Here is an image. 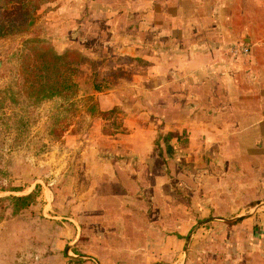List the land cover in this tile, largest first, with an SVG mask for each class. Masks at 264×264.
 Returning a JSON list of instances; mask_svg holds the SVG:
<instances>
[{"label": "rangeland", "instance_id": "rangeland-1", "mask_svg": "<svg viewBox=\"0 0 264 264\" xmlns=\"http://www.w3.org/2000/svg\"><path fill=\"white\" fill-rule=\"evenodd\" d=\"M98 7V0H50L36 13L31 34L0 40V91L12 83L22 87V50L33 46L36 52L47 48L60 55L70 51L82 55L75 78L79 94L72 102H38L24 90L19 91L18 104L7 99L3 105L0 99V198L37 195L34 205L17 215L10 202L0 205V216L4 214L0 264H182L186 256L189 264H227L231 231L227 222H211L215 216L227 217V209H219L217 204L213 208L212 203L225 202V177L212 176L217 171L225 176L227 164L191 157L186 131L160 136V141L174 139L173 161L162 162V173L176 190L171 198V219L162 216L165 204L151 192L139 203L146 204L145 217L113 224L83 216L89 209L83 205L82 188L95 179L83 175L89 162L84 161L79 148L88 149L87 154L130 151L125 143L121 147L113 143L131 133L124 127L126 113L116 109L108 120L100 118L99 103L91 94L116 90L127 103H138L139 110L149 106L145 94L135 100L131 90L137 85L146 89L151 50L139 47L123 53V36L130 34H114L115 27L107 30ZM28 39L35 44H26ZM136 76L143 78L135 81ZM17 114L28 122L21 136L16 134ZM96 119L104 122L96 124ZM78 137L87 138L85 145L71 141ZM165 149L162 146L157 153L167 155ZM216 179L214 188L211 182ZM145 180L148 185L153 183L148 176H141L139 184ZM106 181L104 178L102 183ZM174 206L185 209L186 224H178L184 218L178 217ZM184 225L189 237L173 238ZM166 234L171 235L170 240Z\"/></svg>", "mask_w": 264, "mask_h": 264}, {"label": "crops", "instance_id": "crops-1", "mask_svg": "<svg viewBox=\"0 0 264 264\" xmlns=\"http://www.w3.org/2000/svg\"><path fill=\"white\" fill-rule=\"evenodd\" d=\"M98 1L107 30L130 34L123 36V53L139 47L152 52L146 89L136 82L131 90L135 100L145 94L149 106L139 110L138 103H127L116 90L91 94L101 112L126 113L124 127L131 133L113 143H125L130 151L87 154L88 149L79 148L89 162L83 175L95 179L82 188L89 209L83 216L113 224L145 217L146 204L139 203L151 192L165 204L162 216L171 219L176 190L162 173V162L173 161L174 139L160 141V136L186 131L191 157L227 164L225 176L218 171L212 176L225 177V202L212 203L227 209V217L211 219L227 222L231 231L227 264H264V0ZM236 47H247L249 54L234 56ZM102 122L96 119V124ZM86 139L71 141L85 145ZM159 146H165L167 155L157 153ZM141 176L153 183L140 185ZM217 182H211L214 188ZM174 209L184 218L178 224H186L185 209ZM172 237L186 240L185 225ZM182 264H189L187 256Z\"/></svg>", "mask_w": 264, "mask_h": 264}, {"label": "trees", "instance_id": "trees-1", "mask_svg": "<svg viewBox=\"0 0 264 264\" xmlns=\"http://www.w3.org/2000/svg\"><path fill=\"white\" fill-rule=\"evenodd\" d=\"M49 1L0 0V40L11 36H28L31 34L36 13ZM25 43L35 44V41L28 39ZM36 50L32 46L28 51L22 50L20 52L19 74L23 85L21 87L12 83L1 90L0 99L3 105L7 99L13 104H18L19 91L22 90L31 93L38 102L54 99L72 102L79 94V87L75 78L82 64V55L75 51L60 55L47 48L42 52H36ZM116 111L114 109L109 112H101L100 118L108 120L109 114ZM14 117L17 122L16 134L21 136L28 128L27 119L22 114H17ZM36 200L37 195L35 193L26 196H8L0 198V205L4 202H10L13 214L17 215L33 206ZM3 220L4 214H1L0 223Z\"/></svg>", "mask_w": 264, "mask_h": 264}, {"label": "built area", "instance_id": "built-area-1", "mask_svg": "<svg viewBox=\"0 0 264 264\" xmlns=\"http://www.w3.org/2000/svg\"><path fill=\"white\" fill-rule=\"evenodd\" d=\"M232 54L234 56L247 55L249 54V49L247 47H236L232 49Z\"/></svg>", "mask_w": 264, "mask_h": 264}]
</instances>
